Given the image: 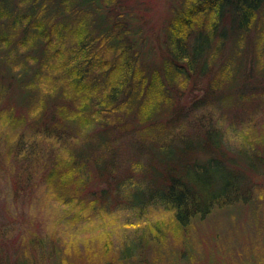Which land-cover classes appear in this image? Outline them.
I'll list each match as a JSON object with an SVG mask.
<instances>
[{"label":"trees","instance_id":"obj_1","mask_svg":"<svg viewBox=\"0 0 264 264\" xmlns=\"http://www.w3.org/2000/svg\"><path fill=\"white\" fill-rule=\"evenodd\" d=\"M197 1L170 22L159 54L147 46L141 15L123 0H0V168L15 193L46 180L68 209L98 202L100 209L126 204L136 213L168 212L174 234L250 205L246 172L264 173V152L230 137L264 123L255 117L264 108V89L246 74L257 66L264 77V41L246 72L242 55L247 34H264V20L261 30L255 27L264 0ZM197 8L206 10L195 20ZM235 74L227 91L217 86ZM202 79L209 82L205 98L184 111L181 89ZM249 83L255 87L244 90ZM237 89L238 100L229 101ZM250 98L255 105H245L255 112L235 109ZM186 121L196 132L190 138L173 132ZM127 155L141 163L145 183L130 171ZM97 177L110 184L99 195L89 189ZM72 209L60 214L62 241L84 232L73 228L83 213L73 216ZM13 229L0 224V264H69L59 239L35 233L14 241ZM9 245L12 258L4 254ZM191 249L185 238L169 250L170 264L190 262ZM120 252L118 262L100 264H157L139 239Z\"/></svg>","mask_w":264,"mask_h":264},{"label":"rangeland","instance_id":"obj_2","mask_svg":"<svg viewBox=\"0 0 264 264\" xmlns=\"http://www.w3.org/2000/svg\"><path fill=\"white\" fill-rule=\"evenodd\" d=\"M123 2L131 8L130 10L141 15L145 37L150 41L147 46L152 45L159 54L164 51L165 34H167L166 30L170 22L174 23L178 17L181 20L183 19L187 4L193 6L200 3L197 0L195 2H192V0H123ZM205 10V8H197L196 13L198 14H195V20ZM210 15L213 16L214 14L210 13ZM263 20L264 17H261L255 27L261 30L262 26L260 24ZM51 26L54 27L53 22H51ZM259 32L260 36L257 35ZM259 32L255 29L243 38L244 44L249 43L247 47L244 46V52H242V55H246L245 72L254 66L253 56L263 45L264 34L262 31ZM107 56L110 55L107 54ZM119 67L122 66H116L114 69H119ZM261 70L256 66L246 74L248 78H255V84L261 83L262 89H264V77H262ZM208 79L211 80L212 78L209 77ZM233 79L237 80L236 74L223 76L217 86L221 90L227 91L229 89L228 84ZM238 80L244 82L242 73L238 76ZM207 85H209V82L202 79L197 84L183 87L181 90L186 92L184 95L177 97L179 107L184 111H188L194 104L203 100ZM253 87H255L254 84L249 83L243 89ZM239 91L237 89V93L236 91L233 92V96L228 97L229 101L238 100L235 96ZM219 92L220 90L217 89L216 93ZM172 95L175 96V94ZM256 100L251 98L248 101L245 100L243 105H239L235 109L243 107L244 109H252L255 112L256 108L246 105L254 106ZM255 115L257 119L261 117L264 120V108L257 110ZM146 117H148V114ZM227 122L232 123L234 121ZM253 124L248 126L249 128L245 127L246 130L240 129L242 136H232L230 138L243 140L244 147H255V149L264 152V130H262L264 129V123L258 125L259 127H256L255 123ZM92 127L96 128L97 126L93 124ZM253 127L255 128L254 131L251 130ZM192 129L189 122L186 121L176 125L173 132L190 138L191 135L196 133ZM249 129L251 131H248ZM239 143L235 144L239 145ZM123 160L131 168L130 171L135 170L133 175H135L137 181L143 183L145 180L143 174L140 173L141 163L139 160H133L129 155ZM241 166L239 167L242 168ZM246 176L249 179V187L252 188L251 193L253 195V201L250 205H242L239 206L240 209L236 208L232 211L218 213L204 220V222H200V224L193 225L194 227H191L189 232L184 233L178 227V233L174 234L173 229L177 225L171 224L173 219L168 212H156L147 209L136 213L135 210V212L129 211L126 204H122L117 210L112 209V207H110L112 210L110 208L100 209V206L104 204H98V202L95 205H87L86 208L81 207V211H79V208L68 209V207L62 205L60 200L53 197L51 191L48 192L46 180L41 179V182H38V186L33 190L28 191L24 187L23 193H15L11 189L13 179L9 178V174H6L0 168V224L14 227V232L11 234L14 241L20 238L27 241L35 233L52 236V239L56 240L59 239L56 236V231L63 226L59 222L60 214L71 209L75 211L73 216L83 213V217H80L75 223L73 222L72 226L73 228L76 227V230L81 229L84 232L70 237V239L66 237L64 241L59 239L61 255L66 258L69 264H88L89 262L100 264L106 260L107 262H118L120 250L124 245L132 244L136 239H139L143 248L147 251L149 261L157 264H170L169 250L180 248L185 238H188V243H190L193 252L190 257L191 260L187 264H264V173L250 171L246 172ZM124 177V174L120 176L122 179ZM89 185V189L95 191L97 195L101 193L102 189L110 186L107 181L103 182L98 177L95 178L93 184ZM93 207L96 208L93 210ZM84 211H86L85 214ZM88 227L91 230H88ZM23 240L19 247H21ZM7 252L10 253L11 258L16 256L10 245L5 247L4 254Z\"/></svg>","mask_w":264,"mask_h":264}]
</instances>
